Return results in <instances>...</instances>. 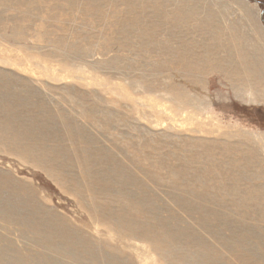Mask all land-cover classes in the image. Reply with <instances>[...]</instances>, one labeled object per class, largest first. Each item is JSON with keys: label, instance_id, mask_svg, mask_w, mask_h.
Instances as JSON below:
<instances>
[{"label": "rangeland", "instance_id": "obj_1", "mask_svg": "<svg viewBox=\"0 0 264 264\" xmlns=\"http://www.w3.org/2000/svg\"><path fill=\"white\" fill-rule=\"evenodd\" d=\"M255 22L264 0H0V92L23 107L0 108L1 195L125 264H168L149 229L170 260L264 264V103L208 57L264 52ZM2 225L22 264H50L35 233Z\"/></svg>", "mask_w": 264, "mask_h": 264}, {"label": "bare ground", "instance_id": "obj_2", "mask_svg": "<svg viewBox=\"0 0 264 264\" xmlns=\"http://www.w3.org/2000/svg\"><path fill=\"white\" fill-rule=\"evenodd\" d=\"M244 17L246 19L255 20L253 12L245 11ZM261 15V14H260ZM254 35L260 40L264 41V30H262L255 22ZM233 38L237 35V32L232 34ZM241 40L248 39L246 34L238 36ZM234 48V47H233ZM230 49L225 57L216 58L215 52H209L208 57L214 59L213 64L210 67L211 72L223 74L227 81L237 88L244 87L249 92L253 101L258 103H264V52L258 45L251 44L252 53H245L243 57H240V62L235 63L234 50ZM217 49V47H216ZM204 64V63H203ZM202 65V64H201ZM199 65L198 67H200ZM207 64L203 66L202 70L205 72ZM237 66L242 69L244 75L239 76L237 72ZM3 91L0 92V108L7 117H15L18 111L23 108L20 105H15L17 98L12 97L13 88L10 85L2 87ZM170 92V91H169ZM175 101L181 104V112L188 106H194L195 101L189 97L188 94L171 95ZM16 113V114H14ZM12 127H6V130H11ZM24 136V135H23ZM257 138H259L257 136ZM1 191V190H0ZM26 207L22 202H12V196L9 199L4 198L0 193V231L3 232L2 223L11 222L17 225H23L26 230L32 231L36 234L46 246L54 252V256H50V264H75L83 263L84 257L91 260L92 264H125L119 262L108 256H104L101 252L88 245L90 243L83 241L75 232L69 231L64 227H56L51 222L43 218L44 214L41 209L36 211H30L31 214H26ZM116 226L128 233V238H134V233H138L135 229L138 227V221L125 220L121 215L116 217ZM1 232V233H2ZM141 234V233H140ZM144 236L150 241L154 250L158 251L161 258L166 260L168 264H206L210 259L211 254L206 251V248L201 249L198 253L190 255L185 254L182 257L170 260L171 252L168 250V245L164 241L165 234L159 232L158 235L153 229H149L147 233H143ZM0 234V264H22L19 257L14 251H11L9 244L13 245L12 241L5 242L2 240ZM63 257L68 258L70 262H63ZM40 264V263H39Z\"/></svg>", "mask_w": 264, "mask_h": 264}]
</instances>
